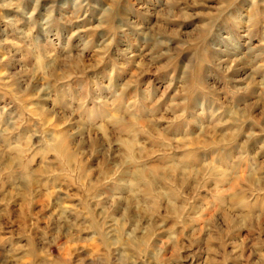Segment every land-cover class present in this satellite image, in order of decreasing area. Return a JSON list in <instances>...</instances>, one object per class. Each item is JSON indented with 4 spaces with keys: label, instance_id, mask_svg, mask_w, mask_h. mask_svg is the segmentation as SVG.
<instances>
[{
    "label": "rangeland",
    "instance_id": "rangeland-1",
    "mask_svg": "<svg viewBox=\"0 0 264 264\" xmlns=\"http://www.w3.org/2000/svg\"><path fill=\"white\" fill-rule=\"evenodd\" d=\"M0 264H264V0H0Z\"/></svg>",
    "mask_w": 264,
    "mask_h": 264
}]
</instances>
